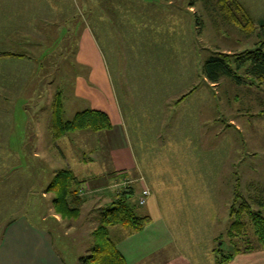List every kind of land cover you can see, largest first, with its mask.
I'll use <instances>...</instances> for the list:
<instances>
[{
  "label": "rangeland",
  "instance_id": "rangeland-1",
  "mask_svg": "<svg viewBox=\"0 0 264 264\" xmlns=\"http://www.w3.org/2000/svg\"><path fill=\"white\" fill-rule=\"evenodd\" d=\"M35 16L38 25L26 23ZM244 19L251 25L245 27ZM261 22L264 0H0V40L8 37L14 45L10 52L0 43V54H14V62L0 57V132L14 126L18 136L25 134L14 149L0 141V239L20 215L54 228L52 217L42 220L53 209L55 194L47 190L68 169L84 181L77 186L84 203L76 220L55 227L54 248L66 264H84L80 257L89 255L101 208L123 190L136 191L138 161L159 203L175 197L178 216L166 219L173 231L187 221L199 228V250L207 252L199 253L202 259L219 254L214 248L233 251L226 232L230 209L241 205L234 192L254 212L259 207L253 201L264 199V79L212 84L202 66L211 54L254 48L264 40ZM85 35L104 59L121 123L108 133H69L61 142L51 131L54 101H61L65 120L90 109L84 88L89 69L81 58ZM20 92L27 99L24 120L10 124L5 102ZM185 194L198 195L194 204L205 212L192 210L194 199L185 201ZM179 202L185 216H179ZM142 205L137 213L145 215ZM239 219L248 225L232 241L255 246L250 214ZM70 225L74 231L64 233Z\"/></svg>",
  "mask_w": 264,
  "mask_h": 264
},
{
  "label": "crops",
  "instance_id": "crops-1",
  "mask_svg": "<svg viewBox=\"0 0 264 264\" xmlns=\"http://www.w3.org/2000/svg\"><path fill=\"white\" fill-rule=\"evenodd\" d=\"M29 3L30 2L23 6L21 10L22 12L24 9H26V7H29ZM22 12L17 15H22ZM38 20H40V18L35 16V18H32V21L29 22L28 19L26 23L38 25ZM3 22L5 27L8 26V19L3 20ZM32 30L36 31L35 29ZM13 32L14 31H11L10 36H12ZM7 38L8 37H6V39H1L0 43L7 45L6 51L8 49V45H10V52H12V48L14 46L13 42L12 40L9 41ZM84 38L86 44L85 46L83 45L81 47L84 48L83 51H85V55H82L81 58H85L82 64L89 69V76L86 78V80L90 85H84V88L90 94L89 95L86 90H84L88 96L85 100L89 104L90 109L105 112L109 116L112 125L115 126L116 123H121L119 115L120 113L115 97L112 94V86L104 65V59L101 55V52L96 49L97 47L95 46L93 38L88 35H85ZM24 42L26 41L22 39L21 44L23 46L21 45V48H26ZM80 53L81 51L78 54L79 58ZM4 59L8 60L7 63L14 62L12 61V57H6ZM86 80H83L84 84H86ZM83 83L80 84L83 85ZM10 89L12 91L15 90L14 88ZM21 93L22 92L19 93L16 101L10 100L9 102H5L8 106L10 105V108H7V111L9 112L8 118L10 124L16 122L17 119L24 120L22 116L23 112L25 111L24 107L27 104V99L23 98ZM11 127V129L6 131L5 135H1L3 133L0 132V141H6L8 149H14V147L18 144H22V141L19 142V140L25 136V134L23 136L21 134L18 136L17 131L14 132V126ZM111 131L112 130L105 132L108 133ZM79 134L82 133H78V131H76L70 133L69 136H80ZM3 138L4 140H2ZM60 140L62 142L63 140H67V138L61 137ZM137 153L139 156L140 151H138V148ZM140 167L141 166L138 165L137 161V186L134 188L136 191H134L131 199L135 202V204H138L140 196L142 195V190L144 188L148 189L149 196L146 198L145 205L142 206H146L145 215L150 218L149 224L151 225L147 224L142 229V231L139 232L131 231L130 229L120 225L109 228L110 236L116 243V247L119 252L125 258L126 263L217 264L218 254L215 256L212 255V259L210 258L208 261H205L201 258L203 254L199 253L205 254L207 252L205 249L199 250L201 243L199 236L196 233L199 228L195 227V223L190 224V222L187 221L189 224L184 225V227H177L176 231H173L174 229L169 226L166 219H173L174 217L178 216L174 210V207L177 206L174 205L175 197L167 195L168 189H163V192L166 193L167 198L159 203L156 195L150 191L146 183L143 181V178L140 176ZM73 174L78 177L74 172ZM182 186H185V183ZM97 189L99 190L102 188ZM137 192L138 195L136 198ZM104 193L106 192L104 191ZM197 196L198 195L194 194V197H190L188 194H185V201H187L188 198L194 199V201H191L193 203L190 206L192 210L195 209L198 212H205V209L199 208L198 204L197 206L194 204V202L197 201ZM179 199L183 201L182 197H179ZM186 206L188 207L187 204ZM182 207L183 206H181V202H179V216H185V214L182 213ZM258 210L261 212L264 218V206L259 207ZM168 213L171 215H168ZM48 217H52V222L55 225L54 228L50 225L45 226V224L44 226H35L31 223L26 215H20L15 220L10 222L4 229L2 238L0 239V264H66L61 256L55 251L53 239L54 234L57 232V228L55 227L60 226V224H62L65 220L61 219L59 215L54 214V209L50 210L49 213L43 214V223ZM191 217L195 216L192 214ZM154 222H156L157 225H154ZM174 222H176V219H174ZM71 227L72 225H70L68 228L66 227L64 233L67 231H74ZM175 234L177 235L175 236ZM254 241L256 242L255 246L250 245L251 243L249 244L248 242H244L245 245L242 247L239 245H236V248L232 246L233 251L228 252L232 255L228 260L223 262V264H264V248L259 247L258 242L256 240ZM236 249H238V251ZM214 251L217 250L214 248ZM220 251L222 250L220 249ZM193 256H197L199 260H193Z\"/></svg>",
  "mask_w": 264,
  "mask_h": 264
},
{
  "label": "trees",
  "instance_id": "trees-1",
  "mask_svg": "<svg viewBox=\"0 0 264 264\" xmlns=\"http://www.w3.org/2000/svg\"><path fill=\"white\" fill-rule=\"evenodd\" d=\"M193 6V2L190 3ZM196 25H200L198 18ZM245 20V27L251 25L249 19ZM248 25V26H246ZM260 30L264 33V22L260 23ZM14 56L13 53L4 52L0 57ZM244 70L245 74L240 75L238 72ZM204 78L212 83H218L222 78L230 79L236 85L245 82V78L251 80L263 81L264 79V40L252 49H246L233 54L214 53L211 54L202 66ZM113 128L109 116L99 110L87 109L76 112L71 119L63 118V106L59 99L54 101L52 108V126L51 131L53 138H61L66 134L76 131H109ZM84 181L79 180L71 170L63 169L53 178L48 187V192H53L54 199L53 209L56 215L63 220H76L79 217L80 207L84 203L78 194L77 186ZM142 193V192H141ZM236 200L241 199L239 209H230V224L226 235L230 238V243L236 248L234 236H237L244 226L239 219L240 213L248 212L250 214V225L254 239L258 246L264 248V218L261 212L250 211L251 204L235 191ZM133 190L121 191L109 205L101 208L99 211L97 227L90 233L91 243L89 246V255L80 257V260L88 264H127L123 255L116 247V243L111 238L109 228L120 225L134 232L142 231L149 223L150 218L146 215L137 213L136 205L131 197ZM258 207L264 206V199L253 201ZM238 251V249H236ZM217 256V264H223L230 258L231 253L220 252Z\"/></svg>",
  "mask_w": 264,
  "mask_h": 264
},
{
  "label": "built area",
  "instance_id": "built-area-1",
  "mask_svg": "<svg viewBox=\"0 0 264 264\" xmlns=\"http://www.w3.org/2000/svg\"><path fill=\"white\" fill-rule=\"evenodd\" d=\"M149 196V191H148V189H146V188H144L143 190H142V195H141V197H140V199H139V204H144L145 203V201H146V198Z\"/></svg>",
  "mask_w": 264,
  "mask_h": 264
}]
</instances>
